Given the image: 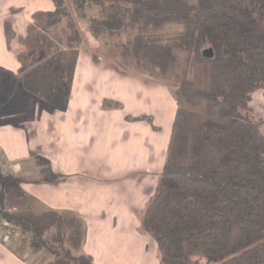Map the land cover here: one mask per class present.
Returning a JSON list of instances; mask_svg holds the SVG:
<instances>
[{"label": "trees", "instance_id": "obj_1", "mask_svg": "<svg viewBox=\"0 0 264 264\" xmlns=\"http://www.w3.org/2000/svg\"><path fill=\"white\" fill-rule=\"evenodd\" d=\"M52 1L55 11L34 15L45 20L41 33L32 24L19 39V75L0 72V117H23L32 99L39 110L67 108L76 61L62 59L58 46L79 48L77 19L99 7L88 18L90 33L125 34L114 55L173 84L177 111L166 161L140 220L158 244L160 264H264V123L250 115L254 93L264 94V0ZM64 21L69 32L52 36ZM171 25L181 31L169 34ZM6 36L14 38L7 23ZM36 181L0 171V218L29 232L34 252L52 254L48 264H97L74 253L86 239L83 217L40 210L32 195L7 192Z\"/></svg>", "mask_w": 264, "mask_h": 264}, {"label": "crops", "instance_id": "obj_2", "mask_svg": "<svg viewBox=\"0 0 264 264\" xmlns=\"http://www.w3.org/2000/svg\"><path fill=\"white\" fill-rule=\"evenodd\" d=\"M55 9L52 0H0V72L19 75V39L35 14ZM6 23L14 33L10 42ZM84 48L65 110L37 104L18 124L0 117V150L12 174L37 180L7 192L83 217L87 235L79 253L97 264H160L158 244L140 220L165 165L177 103L162 81L112 69ZM15 236L0 233V264H36L16 252Z\"/></svg>", "mask_w": 264, "mask_h": 264}, {"label": "rangeland", "instance_id": "obj_3", "mask_svg": "<svg viewBox=\"0 0 264 264\" xmlns=\"http://www.w3.org/2000/svg\"><path fill=\"white\" fill-rule=\"evenodd\" d=\"M67 2H71V0H66ZM68 3V4H69ZM100 12H99V7L97 6H89L86 8V18L87 19H82V18H78V25L79 28L82 32L83 35V43L80 45L79 48L77 49H70V48H66L65 46H58V48L62 49L61 52V58L66 60L67 62H72V61H76L78 53H79V49H82V47L85 49L84 52H87L90 57L95 55V59L96 61L102 63L105 66H108L112 69H118L121 71H126L129 73H139L137 71H134L133 69L127 68L123 63L122 60L119 58L120 56H116L114 55V48L116 47V44H118L119 42H125L127 37L125 36V34L121 35L120 38L117 37H100L99 39L95 38L89 31L88 29V18L91 16H99ZM44 18H38L35 20L34 25H38L37 26V32L41 33L42 28H43V24H44ZM65 21L61 24L56 25L55 27L50 29V34L54 37H63L64 36V32H69L66 28H65ZM169 34H177L178 32L181 31V26L179 25H171L170 27H168L167 29ZM22 51L24 50V47H21ZM150 77H152L155 80H159L162 81L163 83L166 84L167 87L170 88V90H173V84L172 82L165 80V79H158L153 77L152 75H149ZM255 97L253 100V108L254 111L250 113V115H254V118L256 117L257 119L262 118L263 119V123H264V95L262 93L261 90L256 91L255 93ZM30 105L28 107V109L26 110L27 113H29L31 108L35 107L37 104L33 103V99L30 101ZM7 119H11V120H17L19 122H21L22 117H6ZM263 131H264V124H263ZM7 162V161H6ZM13 188H10L9 191H11V194H15L12 190ZM40 210H42V208L40 206H37ZM14 211V210H11ZM20 227V226H18ZM21 232L18 234L12 233L13 235H18L15 236L16 237V243L14 245V249L16 250L17 253L19 254H27L28 256H30L31 259L34 260V262H36V264H48L49 262L53 261V255L48 253L46 250H42V251H38V252H34L31 247H30V239H31V234L27 231H25L22 227H20ZM0 233H7L6 232V227L4 226H0ZM150 235V234H149ZM150 237L152 239H154V237H152L150 235ZM155 240V239H154ZM156 241V240H155ZM74 253L79 254V251H74Z\"/></svg>", "mask_w": 264, "mask_h": 264}, {"label": "built area", "instance_id": "obj_4", "mask_svg": "<svg viewBox=\"0 0 264 264\" xmlns=\"http://www.w3.org/2000/svg\"><path fill=\"white\" fill-rule=\"evenodd\" d=\"M0 171L2 173H5V174L12 173L11 172V167L4 160L1 150H0ZM0 226L6 227V232H7L6 235L7 236L12 235V233H14V232H15V234H18V233L21 232L20 227H18L17 225H15L12 222H9L5 218H0Z\"/></svg>", "mask_w": 264, "mask_h": 264}, {"label": "water", "instance_id": "obj_5", "mask_svg": "<svg viewBox=\"0 0 264 264\" xmlns=\"http://www.w3.org/2000/svg\"><path fill=\"white\" fill-rule=\"evenodd\" d=\"M204 54H205L206 56H211V55H212V52L208 49V50H205V51H204Z\"/></svg>", "mask_w": 264, "mask_h": 264}]
</instances>
